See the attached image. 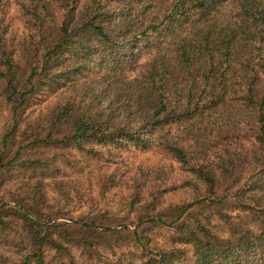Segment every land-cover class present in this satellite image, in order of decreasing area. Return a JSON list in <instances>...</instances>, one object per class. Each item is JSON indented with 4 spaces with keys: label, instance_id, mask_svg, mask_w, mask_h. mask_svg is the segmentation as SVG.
Here are the masks:
<instances>
[{
    "label": "trees",
    "instance_id": "obj_1",
    "mask_svg": "<svg viewBox=\"0 0 264 264\" xmlns=\"http://www.w3.org/2000/svg\"><path fill=\"white\" fill-rule=\"evenodd\" d=\"M13 1L12 13L0 0V107L11 120L0 134V264H264V0L230 11V0ZM127 1L135 26L113 7ZM44 93L55 101L27 120ZM153 146L179 164L181 184L140 166L101 178L128 191L123 214L49 209L59 152L34 153L76 150L99 166L118 162L110 149ZM179 188L191 199L166 205ZM160 227L179 247L151 244Z\"/></svg>",
    "mask_w": 264,
    "mask_h": 264
},
{
    "label": "rangeland",
    "instance_id": "obj_2",
    "mask_svg": "<svg viewBox=\"0 0 264 264\" xmlns=\"http://www.w3.org/2000/svg\"><path fill=\"white\" fill-rule=\"evenodd\" d=\"M9 11L14 12L16 5L13 0H9ZM235 5V0H230L229 6L226 8L230 11ZM113 7L119 8L125 12V17L122 24H131L133 26L138 24L137 16L127 11L129 8V1L121 4H114ZM128 26L123 29H127ZM132 52V49H127ZM146 58V51H142L140 55L132 60L127 68V74L131 77H137L143 70L144 59ZM111 89V88H108ZM264 90V82L260 85V91ZM55 101L54 96L50 93H44L39 95L38 98L33 101L27 114V120H31L35 116L41 113H45L49 107ZM8 110L5 107H0V134L8 127L11 122ZM105 150L108 151L106 148ZM116 155L117 163L103 164V165H89L88 157L84 154L77 152L76 150H55L49 149L41 151L40 153H34L35 156H42L43 158L51 157L58 151L59 156L55 161V181L51 182L47 188V203L50 206V210L60 212L67 216H79L87 212H93L97 210H110L113 214H123L126 202L122 201L124 195L128 192L123 186L115 185L107 187L102 185V177L105 175L115 174L120 178L122 172L131 174L135 172L140 166L144 167H166L171 171V182L181 184V181L186 177V174L182 172L179 164L168 153L159 149L158 147H151L149 149H139L131 147L129 149L115 150L110 149ZM192 192L189 190L179 188L169 192L164 200L167 204H176L187 202L191 199ZM58 212V213H59ZM232 214L234 221H241L242 223L256 225L252 221V217L246 212L229 211ZM205 217V216H203ZM62 220V219H60ZM214 229L223 235L227 232V227L224 222L217 216L211 218ZM173 230L170 227L156 228L154 237L151 244L155 243V246L160 248H170L174 245L172 240ZM136 250L140 252L139 246L133 248H126V250ZM189 249V248H187ZM139 256V254H137ZM138 261V260H137ZM136 261V262H137Z\"/></svg>",
    "mask_w": 264,
    "mask_h": 264
}]
</instances>
